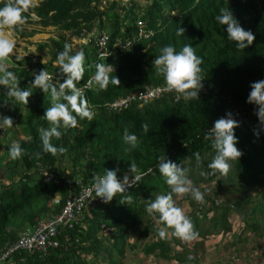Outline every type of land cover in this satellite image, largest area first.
I'll return each instance as SVG.
<instances>
[{
    "label": "trees",
    "instance_id": "1",
    "mask_svg": "<svg viewBox=\"0 0 264 264\" xmlns=\"http://www.w3.org/2000/svg\"><path fill=\"white\" fill-rule=\"evenodd\" d=\"M221 8L230 9L241 27L254 34L250 47L237 52L227 39L226 26L215 19ZM31 11L35 19L26 13L29 19L24 31L16 35L31 37L38 27V32L46 27L53 30L52 36L35 43V50L48 57L45 62L12 57L15 61L9 70L15 72L18 87L32 92L28 104L13 102L0 86V115L11 117L16 129L0 154V254L35 223L51 220L67 193L74 195L80 187L92 184L94 174L119 169L117 177L122 181L134 162L145 175L110 203L93 194L94 202L82 210L71 228L56 227V247L42 254L12 252L2 263L210 264L213 258L211 264H236V260L246 264L249 255L263 253L264 126L255 114L256 106L247 99L250 85L264 80V0H128L121 5L109 0H37ZM139 24L149 33L146 39L137 36ZM178 27L185 29L184 36L176 34ZM100 35L106 37L108 55L96 60V38ZM81 38L86 39L85 44L73 41ZM66 42L72 46L71 54H85V71L77 87L95 73L97 63L112 65V75L120 84L110 83L106 90L92 84L83 91L94 118L79 120L78 127L62 130L58 140L53 138L55 146L67 149L53 156L42 152L40 138L48 127L45 111L53 102L50 94L32 88L33 74L46 70L52 81L62 83L66 77L60 76L55 61ZM185 44L194 47L203 59L204 93L198 100L174 101L172 93L164 92L142 106L132 103L120 110L106 107L144 87L163 88V78L153 71L152 61L162 47L172 45L179 51ZM230 107L245 117L235 129L236 146L243 155L231 162L227 175L205 179L199 173L207 170L215 155L211 142L204 139L205 133ZM144 123L148 124L147 132L141 127ZM125 127L139 139L138 146L127 153L122 140ZM9 129H0V134ZM255 132H259L258 137ZM4 139L0 137L1 148ZM14 142L24 149L16 160L9 157ZM37 152L42 153L39 160ZM194 153H199V163ZM161 157L188 169L194 186L204 193V204L190 195L174 196L176 206L184 209L199 233L194 242L160 238L145 211L147 200L170 190L157 167ZM37 164L49 167V182L39 176ZM127 196L132 199L121 204ZM55 197L58 200L52 205ZM218 248H224L221 260L214 257Z\"/></svg>",
    "mask_w": 264,
    "mask_h": 264
},
{
    "label": "clouds",
    "instance_id": "2",
    "mask_svg": "<svg viewBox=\"0 0 264 264\" xmlns=\"http://www.w3.org/2000/svg\"><path fill=\"white\" fill-rule=\"evenodd\" d=\"M124 1L127 2L128 0ZM36 3L37 0H3V7H0V86L6 89L7 98L15 103L24 105L28 104L32 92L18 87L17 76L15 72L9 70V67L15 61H12V55L17 44L15 38H20L16 34L24 31L29 15L35 16V12L31 10L36 7ZM26 13L29 15H26ZM215 19L219 25L226 26L227 39L234 43L237 52L243 51L253 44L255 40L254 34L250 30L246 31L241 27L230 9L221 8ZM184 33L185 29L183 27L177 28L176 34L178 36H184ZM88 39H90V36H88ZM76 40L73 39L76 43H86L85 38ZM71 53L72 46L66 42L63 50L57 54L55 63L58 65V72L60 76L66 77L62 83L58 79L57 81H52V77L46 70H41L39 74H33L35 78L32 88H38L44 94H50L53 102L45 111L43 118L47 122L48 127L42 130L40 137L42 152L44 154L50 153L53 156L67 151L63 146H55L52 143L53 138L58 140L64 134L62 130L78 127L79 120L87 119L91 121L94 118L95 113L92 111L83 91L92 84L104 90L107 89L110 83L117 86L120 84L119 79L112 75L114 73L112 65L97 63L95 65V73L86 80L89 86L83 88L85 81L81 86L77 87L76 85L82 80L85 71V54L83 51H78L75 54ZM22 57L18 55L13 58L18 60ZM96 60L103 59L96 57ZM202 63L203 59L196 55L195 49L191 45L185 44L179 51L172 45H167L160 49L159 55L152 61V68L158 76L163 78L164 92L175 94L178 100L191 101L193 99L198 100L199 92L203 88L202 81L204 79L201 77ZM250 87L251 92L247 103L256 106L257 111L255 114L260 125L264 126V80L253 82ZM13 123L11 117L0 115V129L12 128ZM141 127L144 132L148 131L147 123L142 124ZM237 127H239V123L233 118L231 113H228L226 117L217 119L214 122V126L208 129L204 139L211 142V148L214 150L215 155L207 165V170L199 173L200 176L208 179L218 175H227L231 162L236 161L243 155L236 146L238 141L235 136V129ZM255 135L258 137L259 132H255ZM122 140L124 145H126L123 149L125 153L135 149L139 143L138 136L130 133L128 127L123 129ZM23 153L24 149L18 143L14 142L9 148V157L12 160L20 158ZM194 155L199 163L201 160L199 153H194ZM35 157L37 160L41 159L42 153H35ZM39 166L41 165L37 164V169ZM157 167L170 190L167 194L157 195L154 199L147 200L145 211L154 221L159 237L177 238L184 243L198 240V231L195 230L192 220L186 215L184 209L176 206L174 196L181 198L190 195L198 204H204V193L194 186L189 178L188 169L183 166H178L170 159L161 157ZM118 171L119 169H105L103 175L94 174L92 177L91 191L95 193L96 198H99L105 204L110 203L118 194L127 193V189L136 186L145 175L134 162L130 163L128 173L124 175L122 181L117 177ZM125 199L130 201L132 197L127 196L121 199L120 203L124 204ZM43 221L45 222V220L38 222L41 223ZM37 223L31 227L33 228ZM54 238L52 240L56 242ZM56 245L48 246L44 250L34 249L30 251L42 254L48 248L56 247ZM191 256L189 255L190 258ZM2 261H0V264H3ZM244 261L246 264H264V256L258 261L253 260L252 255H249ZM238 263H240V260H236V264Z\"/></svg>",
    "mask_w": 264,
    "mask_h": 264
},
{
    "label": "built area",
    "instance_id": "3",
    "mask_svg": "<svg viewBox=\"0 0 264 264\" xmlns=\"http://www.w3.org/2000/svg\"><path fill=\"white\" fill-rule=\"evenodd\" d=\"M142 25H138L137 36L146 39L149 36V33L143 32ZM90 36V35H89ZM90 40V39H88ZM106 37L104 35H100L96 38V46L97 52L96 57L98 59H103L108 55L105 51ZM128 43L125 44V48L128 46ZM88 81L85 82L83 88L88 87ZM161 93H164L163 88H150L144 87L142 90L138 92L130 93L122 98H118L113 102L106 104L110 110H120L126 109L132 103H136L139 106L147 104L153 98L159 96ZM204 89L199 92V94H203ZM176 95L173 94V100L175 101ZM231 113L233 118L239 123V126L245 122L244 114H242L239 110L235 108H227L223 112L222 117H226V114ZM221 117V118H222ZM238 128V127H237ZM49 167L39 166L38 173L44 182H49L52 175L49 172ZM91 186L80 187L78 192L74 195H67L64 203L61 207L60 212L51 218L49 221L38 222L32 229L25 230L21 236L10 245L9 249L6 250L1 256L0 261H2L8 254L12 252H17L20 250H44L48 246H55L56 242L52 240L57 233L56 227H67L71 228L73 224H75L82 213V210L91 205L94 201L92 200L93 191H91ZM98 199V198H96Z\"/></svg>",
    "mask_w": 264,
    "mask_h": 264
},
{
    "label": "rangeland",
    "instance_id": "4",
    "mask_svg": "<svg viewBox=\"0 0 264 264\" xmlns=\"http://www.w3.org/2000/svg\"><path fill=\"white\" fill-rule=\"evenodd\" d=\"M109 1H117L119 3V5L125 3L124 0H109ZM51 31H52L51 29H47V30L43 29L42 33H37L32 38H30V39L27 38L25 40L15 38L17 44H16V49L14 50V54L12 56L13 57H17L18 55H19V57L27 56L28 58L31 57L33 60L39 59L41 63H42V61L45 62L48 57L45 54H41V53L37 52L35 50L34 44L36 42L43 41V40L47 39L48 37H50L49 34ZM51 36H52V34H51ZM14 129H15V127H14ZM14 129L11 128V129H9V131L7 133H5V134L1 133L0 134V137H2L3 139L5 138L3 141V144H2V148L0 147V154L6 148L8 140L11 141L13 139ZM15 136H16L15 138L19 137V135H17V134ZM19 138H17V139H19ZM57 200H58V197H55L54 200L52 201V205H55L56 204L55 202ZM223 249L224 248H218V250H220V251L214 252L215 253L214 257H216V259H218V260L223 259V252H221ZM190 253L195 254V252L193 250ZM263 256H264V253L253 254L252 259L253 260L256 259L259 261ZM209 257H211V256H209Z\"/></svg>",
    "mask_w": 264,
    "mask_h": 264
},
{
    "label": "crops",
    "instance_id": "5",
    "mask_svg": "<svg viewBox=\"0 0 264 264\" xmlns=\"http://www.w3.org/2000/svg\"><path fill=\"white\" fill-rule=\"evenodd\" d=\"M30 16H31V15H30ZM31 18H32V19H35L34 16H31ZM38 28H39V27H38ZM27 29L29 30V29H31V28H28V27H27ZM39 29H40V28H39ZM39 29H35V30H37V32H35L31 37H20L19 39H23V40H25V39H27V38L30 39V38H32L35 34H37V33H42V32H38ZM47 29H51V30H53L51 27H46L45 30H47ZM49 36H51V33L49 34ZM45 40H46V39H45ZM39 42H40V41H39ZM36 43H38V42H36ZM34 45H35V44H34ZM69 194H70V193H67V195H69ZM67 195H66V197H67ZM216 241H217V240H216ZM208 243H209V244H212L211 241H209ZM208 262L211 264V263L213 262V258H210Z\"/></svg>",
    "mask_w": 264,
    "mask_h": 264
}]
</instances>
